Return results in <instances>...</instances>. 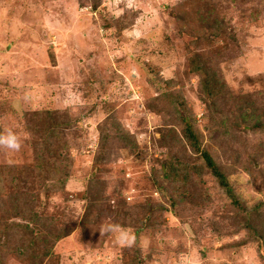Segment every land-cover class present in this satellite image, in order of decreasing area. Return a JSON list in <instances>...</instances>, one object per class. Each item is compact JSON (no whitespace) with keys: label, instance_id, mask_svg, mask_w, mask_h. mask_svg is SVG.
I'll return each mask as SVG.
<instances>
[{"label":"rangeland","instance_id":"rangeland-1","mask_svg":"<svg viewBox=\"0 0 264 264\" xmlns=\"http://www.w3.org/2000/svg\"><path fill=\"white\" fill-rule=\"evenodd\" d=\"M8 130L23 146L0 151V264H264V0H0ZM202 153L224 186L162 181ZM157 177L182 201L135 234Z\"/></svg>","mask_w":264,"mask_h":264},{"label":"trees","instance_id":"trees-1","mask_svg":"<svg viewBox=\"0 0 264 264\" xmlns=\"http://www.w3.org/2000/svg\"><path fill=\"white\" fill-rule=\"evenodd\" d=\"M93 8H95V6ZM188 65L192 71H194V69L197 66L196 63L194 62L193 58L189 61ZM108 82H110V81H108ZM213 96H215V95H213ZM246 118H252L251 114L250 113L246 114L245 111H242L239 114V116L237 117V120L239 122H241V121H243V119H246ZM254 123H256V121ZM115 124H117V123H115ZM190 140H192L191 135H190ZM189 145L196 146V144H192L191 142L189 143ZM47 150L49 151V153L51 152V149H47ZM180 156H181V154L178 155L176 160L172 163V166H169V168L166 169V172H164V174L163 173L160 174L162 181L168 183L169 186L172 185L173 187L170 186L172 189L177 190L182 195L184 193V190L188 189L189 186L194 184V182H195L194 178L196 179L197 183L200 184L202 182L203 178L207 177V176H209L212 180L217 179V182L219 183L218 185L221 184L224 186V181L222 179V174H221V170H220V168L224 167V165H222L220 163L219 164L220 166L215 167L212 164L210 158L208 156H206L204 153H202V158L197 160L198 163H196L195 165H189L188 163L184 162V159L182 160V157H180ZM152 186L155 188L154 190L157 193H160V198H162V200L159 202H155L154 208H151L152 210H149V207H148L149 202L146 203L147 205L146 204H140V205L134 204L136 209L133 210L132 212L135 216V223H137L139 225L134 226V225L130 224V226H133V229H134L133 233H135V234L136 233L137 234H143V233L148 234V231H150L151 227H152L151 226L152 220L162 218L161 213L165 212L164 208H166V211H168L169 213H172V208L179 205L182 201L181 199H178L173 195V193L169 187H164L163 189H160L163 187V185H162V182L159 180L158 177L155 180H153ZM182 197H183V195H182ZM93 203L95 204V206H90L89 208H86V210H90V209L96 207L97 209L104 210L106 212V213H104V215H106L107 217L114 216L113 215L114 209L111 206H109L107 201L96 200V201H93ZM255 211H256V209H253V210L250 209V210H247L246 213L250 212L249 214L251 216L249 218L252 221H255V224H252V225L254 227L259 228V227H262V224L260 222V220H262V219L255 216L256 213H251V212H255ZM125 213L126 212L124 211V213H123L124 219L126 218ZM128 213H130V211ZM85 214L87 215V219H90L88 213L86 212ZM121 216H122V214H121ZM87 219H86V221H87ZM90 222H92V220ZM161 229H162V227H161ZM61 230L63 231V229H61ZM80 231H83L81 225L78 226V232L80 233ZM48 233H51L50 236H54V237L60 236V235H57L53 231L48 232ZM103 242L104 241L100 242V245H99L100 247H103ZM147 257H149V256H147ZM132 259L135 262V264H140L142 262L141 258H138V259L132 258Z\"/></svg>","mask_w":264,"mask_h":264},{"label":"clouds","instance_id":"clouds-1","mask_svg":"<svg viewBox=\"0 0 264 264\" xmlns=\"http://www.w3.org/2000/svg\"><path fill=\"white\" fill-rule=\"evenodd\" d=\"M22 146V138L15 132L8 130L6 133L0 134V151L5 152L9 156L8 162L10 164L14 163L11 157L19 153ZM118 240L122 245L132 247L136 242V236L133 233H129L123 238L118 237Z\"/></svg>","mask_w":264,"mask_h":264}]
</instances>
